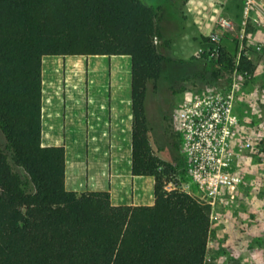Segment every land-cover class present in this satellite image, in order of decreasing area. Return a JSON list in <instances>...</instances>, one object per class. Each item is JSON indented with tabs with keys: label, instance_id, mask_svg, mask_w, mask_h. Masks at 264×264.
I'll list each match as a JSON object with an SVG mask.
<instances>
[{
	"label": "trees",
	"instance_id": "trees-1",
	"mask_svg": "<svg viewBox=\"0 0 264 264\" xmlns=\"http://www.w3.org/2000/svg\"><path fill=\"white\" fill-rule=\"evenodd\" d=\"M167 12L143 0H0V264H205L211 206L165 189L173 167L158 171L146 132L148 84L171 81L165 64L190 65L168 55ZM44 56H74L78 72L81 56L131 57L132 174L155 177L153 205L66 189L65 147L42 146ZM200 57L201 77L236 69L225 47ZM238 68L254 66L241 59Z\"/></svg>",
	"mask_w": 264,
	"mask_h": 264
},
{
	"label": "rangeland",
	"instance_id": "rangeland-1",
	"mask_svg": "<svg viewBox=\"0 0 264 264\" xmlns=\"http://www.w3.org/2000/svg\"><path fill=\"white\" fill-rule=\"evenodd\" d=\"M143 1L150 6L165 2ZM184 2L166 1L164 8L168 12L162 26L166 38L172 41L168 55L190 65L165 64L167 75L175 72L171 81H164L159 90L153 83L148 84L146 132L151 156L160 163L159 172L164 173L163 164L173 167L165 177L171 181L165 185L167 191L192 194L211 206L212 224L205 264H264V55L257 50L264 45V24L260 30V18L255 20L259 13L252 11L243 28L242 12L241 17L233 20V38L225 39V46H221L235 55L236 60L241 54V59L251 62L254 69L245 70L248 77L234 81V72L224 73L219 80L211 75L201 77L197 75L202 66L200 55L207 50L196 51L197 44L185 46L181 41L185 27ZM206 6L203 11L192 8L197 30L201 33L212 30L216 17L215 7ZM241 42L243 51H240ZM86 59L90 61L91 58ZM243 71L239 69V73ZM74 87L76 93L94 91L89 74ZM169 87L182 90L173 94ZM97 91L112 97L111 67L106 71L102 89ZM230 96L233 97L231 112L222 118ZM205 107L217 120L207 118L199 128L196 122L183 118L180 113L185 108L192 113ZM4 142L0 130V143ZM215 176L218 180L216 190L212 188Z\"/></svg>",
	"mask_w": 264,
	"mask_h": 264
},
{
	"label": "crops",
	"instance_id": "crops-1",
	"mask_svg": "<svg viewBox=\"0 0 264 264\" xmlns=\"http://www.w3.org/2000/svg\"><path fill=\"white\" fill-rule=\"evenodd\" d=\"M166 1L169 3L171 0L153 7L164 8ZM243 2L244 0H185L182 43L185 46L197 44L196 51H210L213 46L204 39L209 38L216 30L218 17L221 14L231 20L241 17ZM209 4L216 11L214 25L210 32L201 33L197 30L192 8L197 7L203 11ZM258 15L261 30L264 16ZM188 23L191 24L190 30ZM71 57L74 56H44L42 60V146L65 147L68 191H108L114 205H153L154 178L132 174L134 114L131 57L81 56L85 58L79 72ZM87 57L91 58L90 61ZM109 67L112 68L114 88L111 98L97 91L102 89ZM94 68L97 69V74L93 71ZM120 72H124L123 76ZM88 74L93 80L94 91L89 94L73 91L75 84L87 78ZM46 133L49 135L47 139ZM146 199L149 202H145Z\"/></svg>",
	"mask_w": 264,
	"mask_h": 264
},
{
	"label": "built area",
	"instance_id": "built-area-1",
	"mask_svg": "<svg viewBox=\"0 0 264 264\" xmlns=\"http://www.w3.org/2000/svg\"><path fill=\"white\" fill-rule=\"evenodd\" d=\"M252 11H257L260 15L264 16V0H244V9H243V18H242V27L243 28L247 25L248 19L250 18V14ZM234 29H235V23L233 20H231L230 18H228L227 16H225L223 14H221L218 17V19L216 21V30L209 37L210 38V44L213 46V48L208 52H211L212 58L216 57V55L218 54V49H219L221 43L225 39L233 38L232 31ZM243 50H244V47H243V44L241 42L240 51H243ZM257 50L262 55H264V45L259 46L257 48ZM244 54L246 56V53H244ZM240 61H241V54H239V56L236 60V69L234 70V76H233L234 81H236L237 78L244 79V78L249 76L247 71H243V72L239 73L238 67L240 65ZM232 100H233V97L230 96L229 101L226 103L227 104L226 109L223 111V117L222 118H224V116H228L229 113L231 112V101ZM189 112H190V110H188L187 108L180 110L181 116L185 119H189V120L192 119L193 122H196L197 128H199V126L203 127L204 122H207L206 121L207 118H211L214 121L217 120L216 118H214V115L210 113L208 107H205L204 109L198 108V109L194 110V112H192V113H189ZM210 128H213V126L210 125ZM215 178H217V177L215 176L212 179V181L214 182L213 185H215V187H212V188H214V190L217 189L215 183L218 182V180H216ZM209 179H210V177H209ZM221 182H223V181H221Z\"/></svg>",
	"mask_w": 264,
	"mask_h": 264
}]
</instances>
